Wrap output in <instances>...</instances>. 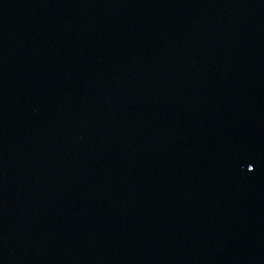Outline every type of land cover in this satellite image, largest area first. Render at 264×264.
Instances as JSON below:
<instances>
[{
  "label": "water",
  "instance_id": "95a60500",
  "mask_svg": "<svg viewBox=\"0 0 264 264\" xmlns=\"http://www.w3.org/2000/svg\"><path fill=\"white\" fill-rule=\"evenodd\" d=\"M0 264H264V0H0Z\"/></svg>",
  "mask_w": 264,
  "mask_h": 264
},
{
  "label": "snow or ice",
  "instance_id": "6c2138e0",
  "mask_svg": "<svg viewBox=\"0 0 264 264\" xmlns=\"http://www.w3.org/2000/svg\"><path fill=\"white\" fill-rule=\"evenodd\" d=\"M248 171H252V167H251V165L249 166Z\"/></svg>",
  "mask_w": 264,
  "mask_h": 264
}]
</instances>
